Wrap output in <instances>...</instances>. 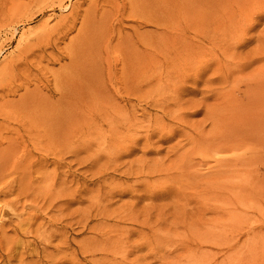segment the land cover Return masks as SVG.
<instances>
[{"label":"rangeland","instance_id":"rangeland-1","mask_svg":"<svg viewBox=\"0 0 264 264\" xmlns=\"http://www.w3.org/2000/svg\"><path fill=\"white\" fill-rule=\"evenodd\" d=\"M0 264H264V0H0Z\"/></svg>","mask_w":264,"mask_h":264}]
</instances>
